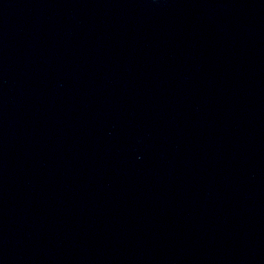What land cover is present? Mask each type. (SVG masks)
<instances>
[{
  "label": "water",
  "instance_id": "obj_1",
  "mask_svg": "<svg viewBox=\"0 0 264 264\" xmlns=\"http://www.w3.org/2000/svg\"><path fill=\"white\" fill-rule=\"evenodd\" d=\"M0 264H264V0H0Z\"/></svg>",
  "mask_w": 264,
  "mask_h": 264
}]
</instances>
